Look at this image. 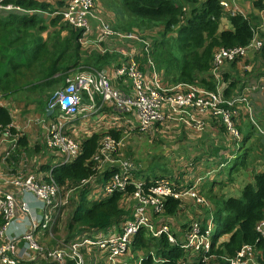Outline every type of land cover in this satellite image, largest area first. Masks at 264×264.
<instances>
[{
    "label": "trees",
    "instance_id": "trees-1",
    "mask_svg": "<svg viewBox=\"0 0 264 264\" xmlns=\"http://www.w3.org/2000/svg\"><path fill=\"white\" fill-rule=\"evenodd\" d=\"M103 1L112 12L109 22L114 29L140 32L155 30L154 36H147L150 40V58L166 86L196 83L208 89H215L216 84L209 74L214 51L219 47L246 46L256 33L262 39V46L252 52L253 57L246 61V64L252 63L253 70H259V75L264 76V30H259L257 17L253 13L225 11L220 5V0ZM262 1L264 2L252 0V4L262 9L264 7ZM4 3H11L19 8L2 10L0 13V93L4 96L25 89L37 93L38 96L45 94V101L38 102V105L44 106L52 100L56 91L64 87L69 75L104 67L112 74L119 59L128 58L116 51H93L86 55L79 42L81 31L62 21L60 15L50 16L62 6L63 0H56L54 4L49 0H5ZM223 16L230 22L229 29H219ZM48 27H56L57 30L43 39L40 33ZM62 31L66 33L61 35ZM117 43L126 52L132 51L140 69L144 70L147 61L141 44L130 40ZM242 57L238 56L225 63L233 69ZM225 63L219 69V81L224 85L223 94L229 97L239 93L235 90L238 84L240 85V80L235 79L232 73L221 74ZM202 74H206L208 79L201 76ZM47 91L49 92L46 93ZM83 97L86 101L87 96L84 94ZM10 123L8 108L1 105L0 131ZM8 129L15 133L13 128ZM106 133L112 135L115 140L121 137L120 129L112 128ZM101 135L102 133H93L83 138L79 154L71 161L55 166L49 164L43 166L58 185L76 188L75 200L72 202L74 206L63 227V236L55 235L58 222H54L50 232L44 229L50 234V240L54 244H60L56 240L67 243L76 236L85 234L92 236L91 234L104 230L113 223L119 225L125 217H131V210L124 209L120 204L122 192L94 199L87 183L81 185L83 180L95 178L99 174L96 170L97 163L92 160V156ZM244 139L246 138L240 142ZM17 145L23 147L27 145L24 135L18 136ZM253 152L254 157L251 161H248L246 155L234 157L235 160L228 170L227 180L236 171H250L251 180L242 185L239 196L216 194L212 192V185L206 190L205 195L202 194L211 205L210 210L204 211V215L211 211L216 226L211 241L213 246L217 244V247H212L210 253L214 254L215 258L210 264H228L225 258L233 257L243 244L252 245L257 259L264 264V238L254 229L256 222L264 213V168L257 164L259 160H264V157L262 150H257L256 146ZM229 162L230 160L226 159L215 164L224 167ZM205 173L209 174L204 172V175ZM102 174L100 182L108 178L110 172L105 170ZM142 176L145 178V185H148L151 179L158 178L155 175ZM178 179L187 180L180 174ZM211 182L212 180H209V184ZM130 188L132 186L128 187ZM202 191L201 187L200 192ZM180 204L177 199H166L163 206L164 214L176 215L183 207H180ZM2 222L3 219L0 217V225ZM224 236L226 238H223ZM82 253L85 264H90L88 259L99 263L98 258H95L96 250L90 251L86 257L87 253L83 250ZM125 257L128 262L121 260V264H202L199 258H193L180 246L170 243L165 234L155 237L144 228H140L133 235ZM40 260L43 264H56L45 259ZM21 262L18 261L17 264ZM66 264L76 263L68 260Z\"/></svg>",
    "mask_w": 264,
    "mask_h": 264
},
{
    "label": "built area",
    "instance_id": "built-area-1",
    "mask_svg": "<svg viewBox=\"0 0 264 264\" xmlns=\"http://www.w3.org/2000/svg\"><path fill=\"white\" fill-rule=\"evenodd\" d=\"M0 0V13L2 10L19 9L11 3ZM225 9L228 4L220 1ZM230 12H236L229 9ZM60 15L68 25L81 31L79 42L83 47L94 46L100 51H116L123 57L112 70V74L106 67L94 69L90 72L80 71L66 78V84L56 91L49 102V109H57L63 115L74 113L80 104L81 97L85 94L93 100L94 96H100L103 103L117 106L124 113L131 112L135 121L132 128L138 132H146L169 117L164 108L195 109L208 114L220 121L227 134L234 138L241 137L237 128L239 124L236 107H243V114L250 123L257 127L258 132L264 137V129L260 128L255 120L251 103L245 93H234L229 97L223 94V87L219 81V69L226 61H232L236 57H242L247 52H254L262 46V39L253 38L246 46L219 47L213 53V59L209 74L216 84L215 89H208L196 83H178L166 86L163 84L154 63L150 58V42L135 32H122L114 29L110 22L102 15L96 0H63L60 8L53 12ZM135 41L141 44L145 52L147 66L140 69L133 52H126L123 48L116 47L114 42ZM128 44V43H127ZM101 45L104 48H101ZM128 80L130 90L125 94L121 89L111 83V79ZM63 124V123H62ZM11 126V124H9ZM7 126L3 133H10ZM46 147L53 154L64 158V163L71 161L80 152L83 138L100 132L98 146L92 156L97 163L98 176L107 170L108 178L95 185L92 178L83 180L81 185L87 183L90 194L94 199H99L114 192H122L121 200H130L128 208L131 217H125L117 226H109L96 233L76 236L70 242H58V246L51 250L43 249L36 241L35 233L41 229L50 232L55 222L54 212L58 211V195L67 188L58 185L49 172L47 179H41L34 174L0 173V217L3 219L0 225V264H17L20 257L16 255V246L8 236V228L22 213L30 214L25 206V196L32 195L40 202L41 215L31 218L27 224L28 229L24 234L26 248L37 253L28 254L26 260H33L37 256L56 264H66L68 260L76 264H85L82 250L91 251L95 248L106 262L121 264L120 258L128 252L133 235L144 228L151 235L157 237L165 234L170 243L178 245L193 258H199L202 264H210L215 258L211 254L213 246L211 235L214 232L212 212L204 215L205 210H210L211 205L205 200L199 190L201 176L193 181H178V173L173 177H158L151 179L145 185L144 178L135 176L137 168L130 161L122 157L119 151L120 139L115 140L112 135L106 133L109 129L118 130L117 126L104 127L100 125L92 132L85 131L83 137L76 134L70 135L64 131V125L58 121L47 123L44 126ZM104 130V132H103ZM102 131V132H101ZM13 136H18L15 132ZM11 150L5 151L3 159L9 157ZM103 176V174H102ZM97 181V180H96ZM92 182V183H91ZM10 186L13 190H4ZM132 188L128 189V187ZM76 188H68L74 191ZM177 199L181 202L192 201L200 209L199 214L181 222L179 213L174 216H166L163 211L166 199ZM256 233L264 238V213L254 226ZM228 264H263L261 263L250 244H243L233 257L225 258Z\"/></svg>",
    "mask_w": 264,
    "mask_h": 264
},
{
    "label": "crops",
    "instance_id": "crops-1",
    "mask_svg": "<svg viewBox=\"0 0 264 264\" xmlns=\"http://www.w3.org/2000/svg\"><path fill=\"white\" fill-rule=\"evenodd\" d=\"M220 1L227 2L228 6L224 9L225 11L232 9L242 14L253 13L254 16L257 17V22L260 28L259 30H264V7L262 9L254 7L252 4V0H220ZM55 15L56 14L51 13L50 16H55ZM46 17H48V15H46ZM230 27L231 25L227 17L226 16L221 17L219 23V29H229ZM54 30H57V28L48 27L47 29H45L40 33V36L43 39H46L48 34H51ZM65 33H66L65 31H62L61 35H64ZM254 38L260 39L257 33L255 34ZM114 43L116 44V42ZM82 48L84 49L85 47L82 46ZM252 57H253L252 53L247 52L241 59L244 63L243 66L242 64H239L238 61L233 69H231L228 63H225L221 69V74L232 73L235 79L240 80V78L236 76V72L240 71V68H242L243 71L249 69V67L252 66V64L250 63L246 64V61H250ZM201 76L208 79L206 74H202ZM259 79H264V78L261 77ZM243 81H245L246 84L242 87L241 90L236 89L235 91H244V92L246 91L250 94V98L252 95V98L254 99L253 91H262L264 89V87H258L257 85L254 84V82L256 81L255 78H252V81L250 82H248V80L245 79H243ZM111 83L115 87L121 89L125 94L129 93L130 84L128 80L123 81L120 79L112 78ZM240 85H242V83ZM48 92L49 91H47L46 93ZM45 99H46L45 94L42 96H38L37 93L26 91L25 89L21 91H17L14 94H10L9 96H4L2 95V93H0V106L2 105L7 107L11 116V123H10L11 126L9 127L13 128L15 132H18V136L24 135L27 140V145L25 147L18 146L17 145L18 136H13V133L11 132L3 133L4 129L0 131L1 134L0 135V173L4 172V173L12 174V173L23 172L20 171L22 169V166L19 156L22 152L29 154L28 156L30 157V162H32L33 169L36 171V172L28 171L26 174L34 173L37 177H40L43 180L45 179L47 174V171L43 169V166H46L47 164L51 166H55L57 164L64 163V158L53 154L52 151H50L46 147L45 144L46 132L44 126H46L47 123L58 121L61 125H64V131H66V133H69L70 135L76 134L80 137L84 136L85 131L90 133L92 131L97 130V128L100 125H103L104 127L117 126L121 131L120 146L123 144L122 142L123 139L129 136L128 134L134 132L137 133V131L132 128L133 123L135 121L133 113L131 112L124 113L115 105H111L109 103H103L100 96L97 95L94 96L93 100L87 97L86 101L82 96L79 106L76 107L74 113L69 115H63L55 108L52 109V111L51 110L49 111L48 102L44 106L38 105L39 101H45ZM164 112H167L169 114V117H167V119L163 121V123L161 122L162 124H156L153 128H151L146 132L156 133V132H163L167 128L168 129L171 128V130H173L177 127H181L183 128V130H185V132H187L188 141H194L192 145H189L188 144L189 142L185 144L188 150H192V148L199 146H200V150L203 149L201 152L199 150L200 152L199 155L197 153L195 154L198 156L194 158L193 162L189 163L180 160L179 162L176 163L174 160V163L172 165H169V167H171L169 173L172 174L174 172L171 177H173L177 172L178 177L180 174L181 177L189 179V181L191 182L196 177L201 176V180L199 181V190L202 187L203 188L202 192L205 193L206 190L209 189V186L212 185L211 186L212 192L219 194L218 191V187H220L219 184L221 183L222 179L225 178V172L223 171V168L218 169L217 173L213 176V178L209 176L210 173L209 174L205 173L206 175H204V172L206 171L210 172V170L207 169V165L222 162L223 158L226 157L224 154V149L228 147L229 144H231V139L229 138L221 122L216 119H213L208 114H204L203 112L197 111L195 109L181 110V109L164 108ZM217 122L220 124V126L222 125L221 126L222 132H219V129L215 125L217 124ZM238 125H240V123ZM96 133H100V132H96ZM192 133H195L196 135L192 137ZM249 136L250 134L247 135L243 134V138L247 139L249 138ZM257 136L259 137V139H261L259 135ZM176 142L178 141L171 142L173 144V147ZM174 148L175 150H179V149L183 150V147L180 145L179 142L177 146ZM209 148L210 150H208ZM232 148L235 150L236 147L233 146ZM8 150L12 151V152L10 151L11 152V154H9L10 156L6 159H3L2 154H4V152ZM120 150L121 148L119 147V151ZM260 150H262L264 157V147L263 149L260 148ZM31 152L32 154H30ZM120 152L122 153V151ZM162 152L165 153L163 150ZM235 154L236 153L233 154L232 158L235 156ZM166 155H168V153ZM122 157L125 158L123 153H122ZM27 159H28L27 156H25V160ZM125 159L130 160L134 164V162L130 158H125ZM189 164H191L190 167H188ZM134 165L139 171L140 168L136 166V164ZM146 166L148 169V164H144L141 167L145 169ZM219 171H223V173L220 174ZM101 177L102 176H97L95 177V179L93 178L95 180L93 181L95 185L97 186L99 185ZM140 177L142 178V176ZM209 180H212L210 184H209ZM250 180L251 178L244 181L243 184ZM178 181L180 182V179H178ZM215 185H217L218 187L214 188ZM242 185L238 188V191L233 196H238L240 194ZM4 190L11 191L13 189L12 187L7 186L5 187ZM25 199H26L25 206L26 208H28L30 214L22 213L16 220H14L7 230L8 236L12 241V243H14L17 248L16 255L20 257V261L30 262V264H43L42 261L40 260L43 259L42 256H37L35 259H33V261L26 260L29 253H37V252L26 248L24 234L27 232L28 229L27 224L29 223L30 219L40 216L41 210H40V202H38L35 199V197H33L32 195H28L25 196ZM191 207L194 209L195 214L198 215L200 212L198 206L193 204L192 202ZM43 233H46L44 229L38 230L35 234L36 238L42 239ZM56 242H60V241L56 240ZM93 250L96 249L93 248L91 251ZM83 251H85L86 253L90 252L86 250ZM96 252L99 253L97 250Z\"/></svg>",
    "mask_w": 264,
    "mask_h": 264
},
{
    "label": "rangeland",
    "instance_id": "rangeland-1",
    "mask_svg": "<svg viewBox=\"0 0 264 264\" xmlns=\"http://www.w3.org/2000/svg\"><path fill=\"white\" fill-rule=\"evenodd\" d=\"M49 1L54 4V2L56 0H49ZM96 2L98 5V8H100V10H101L102 15L108 21H110V19L112 18L111 10H109L106 7L103 0H96ZM46 15L47 14H45V16ZM122 32H135L139 36H141L142 38L145 37L146 40H148L149 42H150V40L147 38V36L151 37V36L155 35V30H151V29H148L145 32H140L137 30L122 31ZM116 47H119L118 43L116 45H114V49ZM101 48H104V46L101 45ZM93 51H99L94 46V44H91L90 46H87L86 48L83 49V52L86 55L93 52ZM112 52H114V51H112ZM241 59H239L238 61H239V64H242V66H243L244 63ZM250 64H252V63H250ZM253 68H254V66L252 64V66H250L249 69L243 71L242 68H240V71L236 72V76L238 78H240V81H239L240 84L242 83L241 86L238 84V86L236 88L237 90H241L242 87L246 84V82L243 81V79L248 80V82H250V81H252V78H255L256 81L254 82V84L257 85L258 87H264V79H259L261 77L264 78V76H260L259 70H253ZM75 74H77V73L71 74L70 77L75 75ZM239 92L245 93L248 95V99L251 103L253 114L255 116V120L257 121V124L260 128H264V89L262 91H253L254 92V99L252 98V95L250 98V94L246 91L245 92L239 91ZM236 110L238 112V119H239V123H240V125H237V128L240 131L241 137L239 139H234L228 135L229 138L231 139V144H229V146L224 149V154L226 157H224L222 160V161H224L227 159V160H230V162L227 163L224 167L221 164H215V163L209 164V165H207V169L210 170V172L206 171V172H209L210 173L209 176L211 178H213V176L217 173V170L220 168H223V171L225 172V178L222 179L221 183L219 184L220 189L217 185H215L214 188L218 187L219 194H224L225 196H231V195L233 196L238 191V188L243 184V182L251 178L249 170H239V171L234 172L233 175H231V178H229V180L226 179L229 167L235 160L234 157L240 158L242 155H246L248 161H251L254 157L253 151L255 150V146H256L257 150H259L260 148L263 149V147H264V137L258 132L257 127L253 126L250 123L248 117L243 114V107L240 104H238V106L236 107ZM162 123H159V124H162ZM218 124L219 123L217 122V124H215V125L219 129V132H222V127L220 126V124L219 125ZM253 128H254V131H253ZM246 131H248V132H246ZM197 132H199V131H197ZM243 134H245V135L250 134V136H249V138L245 139L243 142H240L243 138ZM128 135L129 136H127L123 139V141H122L123 144L120 146V148H121L120 151H122L125 158H130L134 162V164H136V166H138L140 168L139 171L137 170L135 172V176L136 175L137 176L138 175L139 176H142V175L154 176L155 175L158 177L159 176L160 177H171L174 172L172 174L169 173L170 168H171V167H169V165H172L174 163V160L176 163L179 162L180 160H183V161H186L189 163L193 162L194 158L197 157L199 155V153L203 150V149L200 150V146L192 148L193 151L188 150V148L185 146V144L187 142H189L188 144L192 145L194 143V141H188V139H187L188 134L181 127H177L173 130H171V128H169V129L167 128L163 132H156V133L138 132L137 131V133L134 132V133H131ZM195 135H196L195 133H192V137H194ZM257 135H259L261 137V139H259V137ZM173 141H178L180 143V145L183 147V150L182 149L175 150L174 147L177 146L178 142H176L174 147H173V144L171 143ZM195 146H197V145H195ZM233 146L236 147L235 150L232 148ZM162 150L166 154L168 153V155L163 153ZM199 150H200V152H199ZM208 150H210V148ZM11 152H10V154H11ZM196 153L198 155H195ZM234 153H236V154L232 158ZM30 154H32V152ZM3 155L4 154H2V156ZM28 155L29 154L23 153V152L19 155L20 160H21V166H22V169L20 171H23V172H19V173L26 174L28 171L36 172L33 169L32 162H30V157ZM25 156H27V158H28L27 160H25ZM144 164H148V169H147V166L145 167V169H143V167H141ZM257 164L259 165L260 168H262V169L264 168V160H259L257 162ZM190 166H191V164H189L188 167H190ZM30 174H34V173H30ZM142 178H144V177L142 176ZM67 189L68 188H65L62 191V194L58 195L57 202L58 203L62 202V203L59 205L60 207L58 208V211L57 212L55 211L53 214V216L55 218V222L56 223L58 222V229H57L56 234H55L56 236H63V234H64L63 227L66 224L67 220L69 219V216H70L71 211H72L73 206H74L72 203L73 200H75L74 191H72V190L67 191ZM203 195H205V194L203 193ZM203 197L206 198L205 196H203ZM70 199H72V200H70ZM120 204L122 205V207L124 209H126L130 206L131 201L123 199V200H120ZM182 205H183V207L180 208V210H179V216H180L181 222H186L189 220V218H191V217L195 218L197 216L195 214L194 209L191 207L192 202L190 200L189 201H183ZM56 214H57V217H56ZM116 225H117V223L111 224V226H116ZM223 238H226V236H224ZM37 240H39L38 244L45 250H51V249L56 248V246H58L57 243L54 244L50 240V234H47V233H43L42 239L36 238V241ZM29 254H32V253H29ZM86 256H88V253L85 255V257ZM95 258H98L97 259V262L99 261L98 264H115V262H113V263L106 262V259H104L97 252L95 253ZM121 260H125L126 262H128L127 257L120 258L118 262H120ZM88 261L90 262V264H97L96 262H93L91 259H88ZM21 264H30V262H21Z\"/></svg>",
    "mask_w": 264,
    "mask_h": 264
},
{
    "label": "water",
    "instance_id": "water-1",
    "mask_svg": "<svg viewBox=\"0 0 264 264\" xmlns=\"http://www.w3.org/2000/svg\"><path fill=\"white\" fill-rule=\"evenodd\" d=\"M49 111L51 110L52 111V109H48Z\"/></svg>",
    "mask_w": 264,
    "mask_h": 264
}]
</instances>
